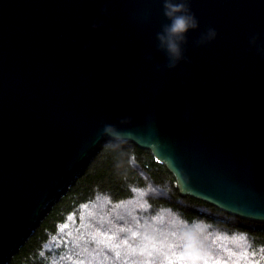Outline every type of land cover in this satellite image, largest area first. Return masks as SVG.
<instances>
[{"label":"water","instance_id":"obj_1","mask_svg":"<svg viewBox=\"0 0 264 264\" xmlns=\"http://www.w3.org/2000/svg\"><path fill=\"white\" fill-rule=\"evenodd\" d=\"M183 2L198 26L169 69L163 0H0V264L105 139L264 223V0Z\"/></svg>","mask_w":264,"mask_h":264},{"label":"trees","instance_id":"obj_2","mask_svg":"<svg viewBox=\"0 0 264 264\" xmlns=\"http://www.w3.org/2000/svg\"><path fill=\"white\" fill-rule=\"evenodd\" d=\"M49 206L3 264H264V223L180 196L129 141L100 142Z\"/></svg>","mask_w":264,"mask_h":264},{"label":"clouds","instance_id":"obj_3","mask_svg":"<svg viewBox=\"0 0 264 264\" xmlns=\"http://www.w3.org/2000/svg\"><path fill=\"white\" fill-rule=\"evenodd\" d=\"M163 15L169 22L163 27L162 32L157 33V40L168 57L167 67L172 69L182 58L181 43L184 41L186 33L190 29H195L198 22L195 16L188 11L183 0H163ZM98 26L95 21L91 24L93 30ZM215 36V30L208 29L206 39L211 40ZM107 130L111 131V129Z\"/></svg>","mask_w":264,"mask_h":264}]
</instances>
